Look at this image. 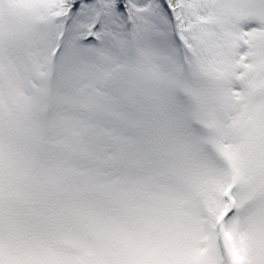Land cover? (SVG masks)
<instances>
[{
    "label": "snow or ice",
    "instance_id": "1",
    "mask_svg": "<svg viewBox=\"0 0 264 264\" xmlns=\"http://www.w3.org/2000/svg\"><path fill=\"white\" fill-rule=\"evenodd\" d=\"M0 264H264V0H0Z\"/></svg>",
    "mask_w": 264,
    "mask_h": 264
}]
</instances>
